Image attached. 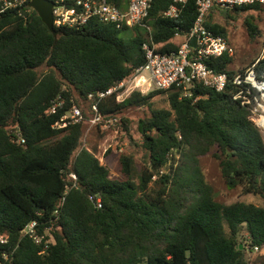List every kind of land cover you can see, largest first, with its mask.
Returning <instances> with one entry per match:
<instances>
[{
  "label": "trees",
  "instance_id": "16d2710c",
  "mask_svg": "<svg viewBox=\"0 0 264 264\" xmlns=\"http://www.w3.org/2000/svg\"><path fill=\"white\" fill-rule=\"evenodd\" d=\"M171 3L154 0L144 26L124 28L133 33L128 42L120 37L124 29L99 22L57 29L55 41L32 8L0 18V234L18 246L11 264H264L255 252L264 246V206L217 201L199 168L202 157H213L228 188L264 201V137L251 107L233 98V79L246 70L230 69L233 55L208 61L229 76L221 92L195 84L187 95L173 87L98 102L103 120L121 119L120 140L144 150L138 169L135 157L122 153L120 176L113 177L86 141L97 103L89 96L129 80L146 62L144 42L172 53L175 38L190 31L196 0L166 18ZM258 7L213 6L204 24L226 38L221 21L240 20L253 39L259 31L247 12ZM256 61L261 77L264 56ZM160 94L168 107L139 120L140 145L124 114L150 107ZM73 105L83 116L75 124L62 120ZM31 221L53 228L45 254L21 235Z\"/></svg>",
  "mask_w": 264,
  "mask_h": 264
},
{
  "label": "built area",
  "instance_id": "2783aa9c",
  "mask_svg": "<svg viewBox=\"0 0 264 264\" xmlns=\"http://www.w3.org/2000/svg\"><path fill=\"white\" fill-rule=\"evenodd\" d=\"M50 1L53 3V27L57 30L62 28L80 29L91 22L113 24L118 29L144 26L143 21L149 16L154 0H124L119 5L114 4L112 0ZM187 1L172 0L171 5L163 14L164 17L177 18ZM253 4L264 5V0H196L197 18L188 34L184 36L185 40L179 45L177 51L160 53L156 51L155 46L144 42L142 48L145 52L146 62L136 69L129 80L107 92L89 96L91 99H97V103L92 106L94 114L90 118V125H102L106 128L116 121L103 120L98 112V102L114 93H117L116 100L122 101L134 91L144 93L149 89L165 91L173 87H182L187 95L189 89L195 84L203 85L217 92L223 91L229 81V76L226 73L215 72L209 67L208 61L224 55H233L234 49L227 38L214 34L205 26V17L213 6L233 9ZM29 8H31L30 0H0V18L10 12H16L22 16L24 12L29 11ZM193 39H195V46L191 45ZM257 63L258 61L248 67L244 73L234 77L233 83L239 91L233 98L241 100L242 105L250 106L254 116L260 114L263 116L264 68L261 77H258ZM128 82L134 84L123 89ZM61 104L62 102H58L52 110ZM82 119L80 108L73 105L62 120L75 124L81 122ZM17 142L25 143L21 138ZM70 176L76 180L75 174ZM97 206L101 207L100 200L97 201ZM21 235L38 244L41 247L40 254H45L50 245L54 243L52 226L42 227L39 221L28 223L22 229ZM17 247L12 245L8 235L0 234V264H11ZM255 252L264 255V246L256 247Z\"/></svg>",
  "mask_w": 264,
  "mask_h": 264
},
{
  "label": "rangeland",
  "instance_id": "374dc122",
  "mask_svg": "<svg viewBox=\"0 0 264 264\" xmlns=\"http://www.w3.org/2000/svg\"><path fill=\"white\" fill-rule=\"evenodd\" d=\"M247 13L253 17V23L257 26L259 31V34L253 39H251L248 35L246 27L242 21H221L226 30V38L234 49L233 63L230 66V69L233 71L247 69L254 64L253 62L256 59L264 56V5H259L258 8ZM120 37L124 41L128 42L133 37V33L130 29H124L121 32ZM132 84L134 83H126L123 89H126ZM151 91H154V89L146 90L144 94H148ZM164 107H168L167 95L160 94L151 100L150 107L130 109L124 114L131 121L133 135L140 145L142 140L141 136L137 132V124L139 120L146 115H150L152 109ZM260 115H257L254 118L264 137V112L263 116ZM120 121L121 119L118 117L117 121H114L106 128L100 125L99 131L96 125H90L89 120L87 122L85 137L91 147H96L97 152L95 153L100 162L109 167L111 175L115 178L120 176L118 170L119 157L122 153H130L135 157L137 169L140 165L145 163L146 156L144 150L140 146L131 145L126 138L120 140V137L123 134L118 133L120 131ZM109 150L111 151L110 153H108ZM181 163H183L182 159L179 161V164ZM199 168L200 171H202L204 179L213 188L217 201L224 204H231L239 201L264 206V201L261 197L252 194H243L240 188H228L221 177L218 163L213 157H202L200 159ZM157 178L158 177H155L153 181H157ZM153 184L154 183H151L150 187H152Z\"/></svg>",
  "mask_w": 264,
  "mask_h": 264
},
{
  "label": "water",
  "instance_id": "95a60500",
  "mask_svg": "<svg viewBox=\"0 0 264 264\" xmlns=\"http://www.w3.org/2000/svg\"><path fill=\"white\" fill-rule=\"evenodd\" d=\"M30 7L38 14L42 22L46 25L49 31L53 34L57 41L59 33L53 27V3L50 0H30ZM191 45L195 46V39L191 41Z\"/></svg>",
  "mask_w": 264,
  "mask_h": 264
},
{
  "label": "crops",
  "instance_id": "0c3cea01",
  "mask_svg": "<svg viewBox=\"0 0 264 264\" xmlns=\"http://www.w3.org/2000/svg\"><path fill=\"white\" fill-rule=\"evenodd\" d=\"M185 38L184 36H177L174 40L175 43H177L178 45L182 44L184 42Z\"/></svg>",
  "mask_w": 264,
  "mask_h": 264
}]
</instances>
